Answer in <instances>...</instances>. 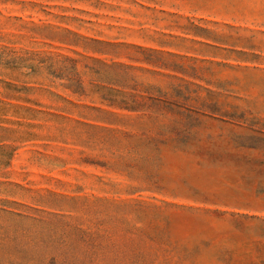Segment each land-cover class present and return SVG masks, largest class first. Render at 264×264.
Instances as JSON below:
<instances>
[{
	"label": "rangeland",
	"instance_id": "rangeland-1",
	"mask_svg": "<svg viewBox=\"0 0 264 264\" xmlns=\"http://www.w3.org/2000/svg\"><path fill=\"white\" fill-rule=\"evenodd\" d=\"M0 264H264V0H0Z\"/></svg>",
	"mask_w": 264,
	"mask_h": 264
}]
</instances>
